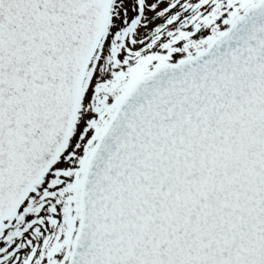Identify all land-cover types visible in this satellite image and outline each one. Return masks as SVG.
Masks as SVG:
<instances>
[{
    "label": "snow or ice",
    "instance_id": "1",
    "mask_svg": "<svg viewBox=\"0 0 264 264\" xmlns=\"http://www.w3.org/2000/svg\"><path fill=\"white\" fill-rule=\"evenodd\" d=\"M0 264H264V0H0Z\"/></svg>",
    "mask_w": 264,
    "mask_h": 264
}]
</instances>
